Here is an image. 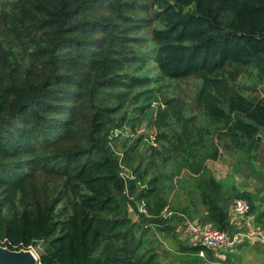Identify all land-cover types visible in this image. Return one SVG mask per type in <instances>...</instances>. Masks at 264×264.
<instances>
[{
    "label": "trees",
    "instance_id": "obj_1",
    "mask_svg": "<svg viewBox=\"0 0 264 264\" xmlns=\"http://www.w3.org/2000/svg\"><path fill=\"white\" fill-rule=\"evenodd\" d=\"M194 75L192 102L159 92ZM157 100L155 135L136 134ZM261 127L264 0H0L1 246L40 244L41 264H156L150 226L167 234L175 190L228 229L205 163L239 164Z\"/></svg>",
    "mask_w": 264,
    "mask_h": 264
},
{
    "label": "crops",
    "instance_id": "obj_2",
    "mask_svg": "<svg viewBox=\"0 0 264 264\" xmlns=\"http://www.w3.org/2000/svg\"><path fill=\"white\" fill-rule=\"evenodd\" d=\"M258 136L259 139H257L260 141L258 151L253 154L245 153L240 157L237 166H240L238 168L241 172L236 169V161L230 156L223 155L218 160H208L205 163L206 168L220 186L217 197L227 208L229 214L227 231L229 232L245 228V223L248 221L252 227L264 234V194L261 191H256L264 190V146L261 143V136ZM236 191L248 192L253 206L252 211L244 217L236 216L232 212ZM187 192L188 190L185 192L175 190L173 197L170 198L167 209L170 212L168 217L174 215L176 217L172 218L168 225L165 224L166 235L162 236L156 232L158 225L151 224L150 226L149 238L153 241V247H158L156 252L158 254L155 253L156 264H188L191 253L199 257L197 264H264V245L258 242L242 241L232 249L214 252L200 244L192 235L184 234L182 224L185 220L196 221L203 225H213L210 220L204 219L203 207L197 200L191 201ZM185 211L188 213H184ZM192 212L195 213L192 214ZM152 233L156 234L155 238L151 235ZM162 246L163 248H160ZM200 251L203 252V255L199 254ZM164 254H168V257H165Z\"/></svg>",
    "mask_w": 264,
    "mask_h": 264
},
{
    "label": "built area",
    "instance_id": "obj_3",
    "mask_svg": "<svg viewBox=\"0 0 264 264\" xmlns=\"http://www.w3.org/2000/svg\"><path fill=\"white\" fill-rule=\"evenodd\" d=\"M137 207L140 213H147L143 202L138 203ZM249 207L250 204L246 198L236 197L232 203V212L236 216L244 217L248 214ZM162 215L164 217L169 216L170 212L164 210ZM182 231L186 235H192L200 244L214 252L232 249L242 241L258 242L264 245V234L257 228L252 227L248 221L245 223V228L229 232L227 230H220L211 224L203 225L196 221L185 220L182 224ZM34 247L29 246L27 249L34 254L36 258L35 264H41V248L37 252ZM199 254L203 255V252L200 251Z\"/></svg>",
    "mask_w": 264,
    "mask_h": 264
},
{
    "label": "rangeland",
    "instance_id": "obj_4",
    "mask_svg": "<svg viewBox=\"0 0 264 264\" xmlns=\"http://www.w3.org/2000/svg\"><path fill=\"white\" fill-rule=\"evenodd\" d=\"M147 30H148V28H144L143 31L147 32ZM239 79L242 83H246V84L248 83V79L245 76L240 77ZM199 81H200V77L198 75L190 76V77L185 78V79L172 80V81L167 80L165 78H160L158 81V85L160 86L159 92L164 91L166 94L177 96L184 101L190 100L192 102V100L190 98L193 97V93L198 89V87L200 85ZM158 102L159 101L157 100L152 104V108H154V111L151 112L150 109H147L144 113H141L139 115V120H137L135 122V127H134L136 129V134L143 133L147 137H149V136L153 137L155 135L156 130H157L156 129L157 125H156V122L154 120L156 117V110L155 109L158 108V106H159ZM130 128L131 127L126 126L125 131L131 132ZM259 135L262 138V140H261L262 146H264V127H261L259 129ZM237 165H239V164L235 163V166L237 167L236 169L238 171H240V169L238 168L240 166H237ZM241 165H242V163H241ZM123 172L126 173V171H123ZM258 189H261V188H258ZM256 191H261L262 194H264V190H256ZM151 235L153 237L154 236L156 237V234L152 233ZM150 240H152V239L150 238ZM34 248L38 252V251H40L41 245L37 244ZM160 248H163V246ZM157 250H158V247L157 248L153 247V249H151L149 252L150 254L154 253V254H152L153 258L151 259L152 260L151 263L157 262L156 261L157 256L155 255ZM149 253H146L143 256L144 260L148 258ZM156 254H158V253H156ZM164 256L168 257V254H164ZM198 261H199V257H197L196 254L191 253L189 260H188V264H197Z\"/></svg>",
    "mask_w": 264,
    "mask_h": 264
},
{
    "label": "water",
    "instance_id": "obj_5",
    "mask_svg": "<svg viewBox=\"0 0 264 264\" xmlns=\"http://www.w3.org/2000/svg\"><path fill=\"white\" fill-rule=\"evenodd\" d=\"M259 139V136L257 137ZM129 216L134 215L131 206H128ZM36 258L29 249L10 250L0 245V264H35Z\"/></svg>",
    "mask_w": 264,
    "mask_h": 264
}]
</instances>
